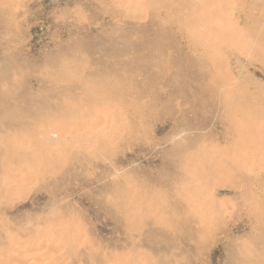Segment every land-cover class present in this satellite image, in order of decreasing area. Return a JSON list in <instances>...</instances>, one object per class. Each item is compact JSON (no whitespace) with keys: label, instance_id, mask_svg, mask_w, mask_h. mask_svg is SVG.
Segmentation results:
<instances>
[{"label":"rangeland","instance_id":"rangeland-1","mask_svg":"<svg viewBox=\"0 0 264 264\" xmlns=\"http://www.w3.org/2000/svg\"><path fill=\"white\" fill-rule=\"evenodd\" d=\"M0 264H264V0H0Z\"/></svg>","mask_w":264,"mask_h":264}]
</instances>
